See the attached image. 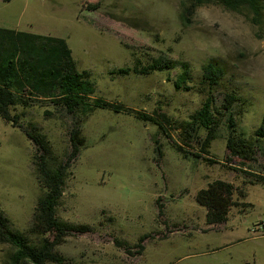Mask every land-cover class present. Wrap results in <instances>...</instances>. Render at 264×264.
Listing matches in <instances>:
<instances>
[{"label":"rangeland","instance_id":"obj_1","mask_svg":"<svg viewBox=\"0 0 264 264\" xmlns=\"http://www.w3.org/2000/svg\"><path fill=\"white\" fill-rule=\"evenodd\" d=\"M259 2V18L212 0L182 23L180 0H0L1 28L64 40L76 70L91 74L95 97L162 122L163 130L136 114L106 110L79 117L51 104L16 110L21 125L36 126L46 137L58 162L69 157L73 130L79 128L84 141L67 171L56 216L87 230L69 233L56 247L63 264H264V236L255 231L264 218ZM159 60L170 69L151 70ZM208 63L222 70L214 105L227 94L239 100L232 128L227 116H215V139L203 146L205 133L189 138L184 125L205 99L201 76ZM184 64L190 81L177 90ZM10 119V111L0 113V211L36 245L42 236L30 232L41 195L35 147ZM229 131L250 143L249 160L227 151ZM216 180L233 186L237 205L230 214L240 215L212 231L196 194ZM247 196L253 208L239 204ZM12 253L0 242V264Z\"/></svg>","mask_w":264,"mask_h":264},{"label":"trees","instance_id":"obj_2","mask_svg":"<svg viewBox=\"0 0 264 264\" xmlns=\"http://www.w3.org/2000/svg\"><path fill=\"white\" fill-rule=\"evenodd\" d=\"M8 1V0H7ZM212 0H180V20L185 23L193 16L196 9ZM224 9L240 12L247 9L254 18H259L261 7L259 0H214ZM151 70H168L170 66L163 61H156ZM120 73H125L119 70ZM222 70L212 63L203 67L201 83L205 88V99L199 110L189 117L184 131L189 138L198 133H205V145L215 139L216 117H228L232 128V109L239 100L235 95H225L219 107L214 105L213 92L219 84ZM190 81L188 65L181 66L174 86L177 90L185 89ZM188 90V88L186 89ZM95 83L87 71L78 72L71 50L62 39H54L36 34H29L0 28V113L13 114V127L20 129L28 141L35 147L33 165L41 195L36 203L30 224L32 234H40L42 239L36 244H29L27 237L14 231L9 220L0 211V242L13 248L7 264H63V258L56 247L71 232H85V226H70L56 216V207L62 197L67 171L79 154L83 145L80 129L70 135L71 152L66 162L55 160L52 148L46 137L36 128L21 125L18 108L25 110L32 106L54 105L67 114L87 117L95 110H106L117 114H136V118L162 127V122L145 114L133 113L122 105L106 102L95 97ZM244 102H241L243 105ZM263 127L259 130H262ZM226 149L235 156L250 159V143L234 139L229 131ZM259 132V131H258ZM263 136V133L262 135ZM56 161V162H55ZM234 188L231 184L216 180L196 194V202L206 211V225L216 227L227 221L231 208L237 203L233 200ZM160 211V209H159ZM44 237V238H43ZM117 244L121 242L115 241ZM124 244V243H121ZM138 253L142 250L137 245Z\"/></svg>","mask_w":264,"mask_h":264},{"label":"crops","instance_id":"obj_3","mask_svg":"<svg viewBox=\"0 0 264 264\" xmlns=\"http://www.w3.org/2000/svg\"><path fill=\"white\" fill-rule=\"evenodd\" d=\"M1 28V27H0ZM2 29H5V28H2ZM242 202H245V203H247L248 205H249V207H251V208H253V205L251 204V202L249 201V196H247L246 198H245V201H240L239 202V204H241ZM232 209V208H231ZM231 211V210H230ZM230 211H229V214H228V217H227V221L229 220V219H231V218H233L235 215H240V213L239 212H237V213H235V214H233V213H231L230 214ZM247 212V211H246ZM245 212V213H246ZM245 213H242L241 215H243V214H245ZM263 219V218H262ZM261 219H260V217L258 218V222L257 223H259V221H260ZM222 225H224V223L223 224H221V225H218V226H216V227H209L210 228V230H216V231H218V230H220V227L222 226Z\"/></svg>","mask_w":264,"mask_h":264},{"label":"built area","instance_id":"obj_4","mask_svg":"<svg viewBox=\"0 0 264 264\" xmlns=\"http://www.w3.org/2000/svg\"><path fill=\"white\" fill-rule=\"evenodd\" d=\"M256 226H257L256 227L257 230H255V231L260 232V234H261L260 236H264V218L261 219Z\"/></svg>","mask_w":264,"mask_h":264}]
</instances>
